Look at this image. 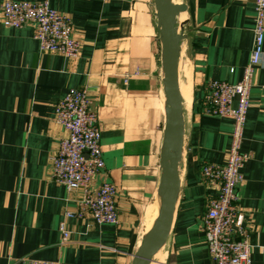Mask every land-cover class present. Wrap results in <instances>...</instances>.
<instances>
[{"label": "crops", "instance_id": "0c3cea01", "mask_svg": "<svg viewBox=\"0 0 264 264\" xmlns=\"http://www.w3.org/2000/svg\"><path fill=\"white\" fill-rule=\"evenodd\" d=\"M14 1H48L70 15L81 46L75 59L42 53L32 25L16 29L0 18V264L25 258L133 264L164 200L168 101L157 0ZM172 2L186 6L176 19L183 151L171 229L153 264H214L204 219L218 187L202 171L205 164L226 163L234 121L205 113V89L210 80H242L253 47L255 0ZM84 87L99 116L106 166L96 185L117 187V224L66 219V212L78 214L81 192L51 179V158L67 136L55 121L56 106L71 89ZM250 104L238 225L249 232L252 264H264V58Z\"/></svg>", "mask_w": 264, "mask_h": 264}, {"label": "built area", "instance_id": "2783aa9c", "mask_svg": "<svg viewBox=\"0 0 264 264\" xmlns=\"http://www.w3.org/2000/svg\"><path fill=\"white\" fill-rule=\"evenodd\" d=\"M255 25L250 59L242 80L236 84L210 80L205 89L204 111L210 116L234 121L227 161L223 165L205 164L202 175L218 187V195L208 202L204 219L205 240L214 264H252L249 232L238 225L240 208L237 188L244 182L242 170L249 155L242 151L250 97L256 69L264 58V0H255ZM3 25L21 29L34 27V38L42 53H56L70 59L79 57L80 42L75 37L70 15L46 2L5 1L0 8ZM87 88H73L57 104L55 121L67 136L51 158V179L69 192L80 191L78 214L65 218L91 217L97 224H117V187L109 182L96 185L105 162L101 146L99 116L91 109ZM64 240L69 236L61 224ZM22 264H60L57 261L22 259Z\"/></svg>", "mask_w": 264, "mask_h": 264}, {"label": "water", "instance_id": "95a60500", "mask_svg": "<svg viewBox=\"0 0 264 264\" xmlns=\"http://www.w3.org/2000/svg\"><path fill=\"white\" fill-rule=\"evenodd\" d=\"M185 10V5H176L172 0H157L165 56V92L168 101L162 156L164 200L158 221L135 255L133 264L153 262L168 237L179 194V165L182 159L184 125L179 75L181 36L176 28V19Z\"/></svg>", "mask_w": 264, "mask_h": 264}, {"label": "bare ground", "instance_id": "6f19581e", "mask_svg": "<svg viewBox=\"0 0 264 264\" xmlns=\"http://www.w3.org/2000/svg\"><path fill=\"white\" fill-rule=\"evenodd\" d=\"M180 90H181V89H180ZM162 206H163V203L161 204V206H160V208H159V211H158V213H157V215H156V219H155V221L153 222V224L151 225V227H150L149 230L147 231L145 237H148V235L150 234V232L152 231V229L155 227V225H156V223H157V221H158V218H159V216H160V212H161ZM145 237H144V238H145ZM153 263H155V258H154V261L151 262V264H153Z\"/></svg>", "mask_w": 264, "mask_h": 264}]
</instances>
